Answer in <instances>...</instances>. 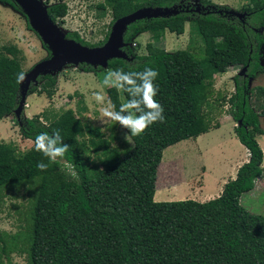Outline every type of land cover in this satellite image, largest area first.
<instances>
[{
  "label": "trees",
  "instance_id": "obj_1",
  "mask_svg": "<svg viewBox=\"0 0 264 264\" xmlns=\"http://www.w3.org/2000/svg\"><path fill=\"white\" fill-rule=\"evenodd\" d=\"M0 2L26 16L15 0ZM247 2L236 11L212 0H103L96 8L103 17L111 12L112 20L102 41L91 43L78 31L67 33L86 46H102L117 19L144 7L175 9L170 15L131 23L124 35L127 58H113L108 64V69L125 72L157 70L156 99L165 120L138 136L126 129L133 145L123 150L112 145L101 126L84 123L72 108L44 111L32 118L22 114L17 119L22 137L35 141L39 133L59 130L70 147L63 158L50 163L34 145L21 151L14 142L0 143V210L7 194L22 187L31 204L27 229L0 236V253L9 259L5 262L0 255V264H13L11 251L23 248L29 264H264V214L242 203V196L254 190L264 174V149L258 140L264 129L261 113L252 104L253 96L264 98V86L249 85L250 78L264 74V0ZM48 12L62 24L69 7L59 0L48 6ZM186 22L202 40L199 49L169 52L157 45L167 31L184 32ZM143 33L152 37L147 53L133 47ZM244 67L247 71L235 77L236 88L227 102L249 159L213 199L157 201L164 151L220 127L211 116L213 79L230 68ZM78 68L97 73L104 69L89 63ZM25 73L21 50L13 44L0 47V119L12 114L17 118L22 98L18 77ZM38 81L40 88L32 83L28 94L54 95L57 75H41ZM107 93L117 111L124 104L122 96L129 99L115 88H107ZM40 162L49 164L46 171L37 167Z\"/></svg>",
  "mask_w": 264,
  "mask_h": 264
},
{
  "label": "rangeland",
  "instance_id": "obj_2",
  "mask_svg": "<svg viewBox=\"0 0 264 264\" xmlns=\"http://www.w3.org/2000/svg\"><path fill=\"white\" fill-rule=\"evenodd\" d=\"M43 1L49 6L59 0ZM61 1L67 2L69 7L64 22L59 24L66 34L78 31L86 41L91 43H97L105 38L112 15L109 12L103 17L96 8V5L103 0ZM212 1L230 6L236 11L248 4L247 0ZM151 40L150 33H143L135 39L136 44H133V47L138 49L139 53H147V43ZM201 41L192 31L189 22H186L184 32L167 31L157 45L173 52L192 47L199 49L203 45ZM10 44L16 45L21 50L22 65L26 72L37 63L49 58L48 49L35 30L28 26L26 16L10 5L0 2V47ZM192 51L197 57L202 56L199 52ZM261 62L264 64V47ZM108 70L110 69L107 67L98 73L86 72L76 65L67 64L55 73L57 84L53 96L38 92L28 94L23 116L32 118L44 111L60 112L72 108L76 116L80 117L84 123L101 126L113 146L123 150L130 148L133 141L128 131L117 122L105 118L101 112L110 100L107 88L103 85V79ZM240 71V68H230L226 73L216 75L213 79L216 92L210 101L211 116L214 124L220 127L212 128L197 138L183 140L164 151L158 170L155 194L157 201L194 198L204 202L213 199L218 192L204 197L199 194L206 189L215 190L218 184L223 188L224 180L235 178L239 167L249 159V150L236 135L237 123L230 114V104L227 102L235 91V77L240 75ZM249 85L251 88L264 86V74L250 78ZM37 86L40 88V82ZM96 93L105 95V104L102 105L94 99ZM122 101L127 102L124 96ZM252 104L261 113V127L264 129V98L253 96ZM17 119L14 114L0 119V143L14 142L21 151H26L34 145V141L22 137ZM258 140L264 149V134L259 135ZM95 159L98 160L97 157ZM173 192L177 193L174 198H161ZM242 203L252 212L264 214V174L257 180L254 190L242 196ZM30 205L29 195L23 187L18 192L7 194L0 210V236H3L4 232L14 235L27 229L26 218ZM10 240V237H7L8 243ZM2 245L3 243L0 242V252ZM19 245L24 247V243ZM0 255L5 262L9 260L5 253ZM10 259L13 264H29L28 254L24 248L21 251L16 249L11 251Z\"/></svg>",
  "mask_w": 264,
  "mask_h": 264
},
{
  "label": "water",
  "instance_id": "obj_3",
  "mask_svg": "<svg viewBox=\"0 0 264 264\" xmlns=\"http://www.w3.org/2000/svg\"><path fill=\"white\" fill-rule=\"evenodd\" d=\"M23 9L32 28L39 34L42 41L50 48L51 57L37 63L30 71L24 74L21 81L22 98L16 109L20 120L28 91L32 83L38 84L41 75L55 74L67 64L79 66L80 63H89L95 67H108L109 60L113 58H127L123 47L128 43L124 35L128 26L144 18L170 15L176 10L172 8L144 7L135 12L117 19L111 29L110 36L102 46L89 47L75 39L67 37L58 22H54L48 12V5L43 0H15ZM242 16L244 13L236 12ZM264 29H262L263 31ZM247 67L241 69L240 75L245 74Z\"/></svg>",
  "mask_w": 264,
  "mask_h": 264
},
{
  "label": "clouds",
  "instance_id": "obj_4",
  "mask_svg": "<svg viewBox=\"0 0 264 264\" xmlns=\"http://www.w3.org/2000/svg\"><path fill=\"white\" fill-rule=\"evenodd\" d=\"M158 75V71L150 67L139 72H125L123 69L108 70L103 79L104 87L125 92L129 99L121 104L118 111L115 104L108 100L106 106L101 109L102 115L117 122L122 128L128 129L133 136L141 135L154 123H163L164 108L156 99L159 88L155 81ZM23 79V74H20L18 80ZM94 99L102 105L105 104V95L101 93L94 94ZM34 146L35 150L43 153L50 163L63 158L70 147L63 142L59 130H53L51 135L47 132L37 134ZM37 167L41 171H46L49 164L40 162Z\"/></svg>",
  "mask_w": 264,
  "mask_h": 264
},
{
  "label": "crops",
  "instance_id": "obj_5",
  "mask_svg": "<svg viewBox=\"0 0 264 264\" xmlns=\"http://www.w3.org/2000/svg\"><path fill=\"white\" fill-rule=\"evenodd\" d=\"M238 171V170H237ZM225 181V183L228 181V180H224ZM220 187V188H219ZM222 190H223V188H221V185L220 184H218V186L216 187V189L215 190H212V189H206V190H204V191H201L202 193H200L199 195L200 196H210V195H213V194H217V192H218V195L217 196H219L220 194H221V192H222ZM194 194H196V192H193ZM192 193V194H193ZM177 193H172V194H170V195H164L163 197H161L162 199H171V198H174L175 196H177L176 195ZM182 196V195H181ZM184 196V195H183ZM216 196V197H217ZM215 198V197H214ZM194 199V198H193ZM197 200V199H196Z\"/></svg>",
  "mask_w": 264,
  "mask_h": 264
}]
</instances>
